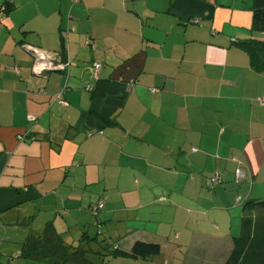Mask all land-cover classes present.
<instances>
[{
    "label": "crops",
    "instance_id": "obj_1",
    "mask_svg": "<svg viewBox=\"0 0 264 264\" xmlns=\"http://www.w3.org/2000/svg\"><path fill=\"white\" fill-rule=\"evenodd\" d=\"M173 1L0 0V264H54L23 251L47 227L128 253L111 264L229 258L264 199V31L253 0H201L212 18Z\"/></svg>",
    "mask_w": 264,
    "mask_h": 264
},
{
    "label": "trees",
    "instance_id": "obj_2",
    "mask_svg": "<svg viewBox=\"0 0 264 264\" xmlns=\"http://www.w3.org/2000/svg\"><path fill=\"white\" fill-rule=\"evenodd\" d=\"M177 9L187 12L189 16H213V4L201 0H174L171 4ZM253 27L264 31V0H253ZM248 49L253 58L264 54V41L249 43ZM28 131L27 134L28 135ZM243 181V180H242ZM241 182V181H239ZM264 206L263 200L249 199L244 204V215L241 222V233L234 237V247L225 264H264V230H258L257 222L252 211ZM262 225V224H261ZM88 244V243H87ZM109 252L94 251L85 244L78 246L66 244L60 235L52 228L47 227L44 233L31 236L24 245V253L37 259H46L54 264H100L92 261L90 254H101L102 262L109 256L126 255L119 248L108 249ZM161 245L156 242L136 240L129 252L130 255L141 258L153 257L160 254Z\"/></svg>",
    "mask_w": 264,
    "mask_h": 264
},
{
    "label": "built area",
    "instance_id": "obj_3",
    "mask_svg": "<svg viewBox=\"0 0 264 264\" xmlns=\"http://www.w3.org/2000/svg\"><path fill=\"white\" fill-rule=\"evenodd\" d=\"M90 44H92L93 45V43H91L90 42ZM55 54V53H54ZM67 65H68V63H59L58 65H57V67L58 68H60V69H64V68H66L67 67ZM96 65V69H99L100 67H101V64L100 63H97V64H95ZM49 67V65H43L42 64V66L40 67V69L41 70H44L45 68H48ZM51 67H55V66H51ZM15 69H16V71L18 72V73H20V68L18 67V66H15ZM57 97H58V99L60 100V103L64 106V105H66L67 104V100H65V98H64V95H63V92H60L58 95H57ZM260 101H261V104L264 106V96L260 99ZM236 175H237V182H239V181H242V180H244L245 178H246V171H245V169H243L242 167H238L237 169H236ZM239 199H240V197H238ZM104 207V203L103 202H100L98 205H97V207H96V210L97 209H101V208H103Z\"/></svg>",
    "mask_w": 264,
    "mask_h": 264
},
{
    "label": "rangeland",
    "instance_id": "obj_4",
    "mask_svg": "<svg viewBox=\"0 0 264 264\" xmlns=\"http://www.w3.org/2000/svg\"><path fill=\"white\" fill-rule=\"evenodd\" d=\"M100 216H103V209L101 210V212H100V215H99V217ZM94 219L96 220V218L94 217ZM96 228L97 227H93V224H92V226L90 227V232H89V235H91V237L92 236H95L96 235V233H98V231H96ZM98 236H99V239L100 240H102L103 239V234L102 233H98ZM76 238H79V237H76ZM95 246H98V244H96ZM92 248H95V247H92ZM95 252L96 251H102V254H106L107 252H109V250L106 248V249H103L102 248V245L100 244V247L98 246V248H96L95 250H94ZM90 256L92 257L93 256V258H94V260L96 261V262H98V263H102V264H111L110 263V260H113V258H112V256H109L104 262H102V259H101V254H99V252H98V254L97 253H91L90 254Z\"/></svg>",
    "mask_w": 264,
    "mask_h": 264
},
{
    "label": "water",
    "instance_id": "obj_5",
    "mask_svg": "<svg viewBox=\"0 0 264 264\" xmlns=\"http://www.w3.org/2000/svg\"><path fill=\"white\" fill-rule=\"evenodd\" d=\"M53 60H55L54 57H53Z\"/></svg>",
    "mask_w": 264,
    "mask_h": 264
}]
</instances>
